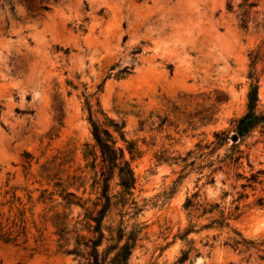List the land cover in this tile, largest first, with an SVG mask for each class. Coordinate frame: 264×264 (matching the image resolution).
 <instances>
[{
    "label": "rangeland",
    "instance_id": "obj_1",
    "mask_svg": "<svg viewBox=\"0 0 264 264\" xmlns=\"http://www.w3.org/2000/svg\"><path fill=\"white\" fill-rule=\"evenodd\" d=\"M253 1L259 6L247 29L236 6L241 0H58L43 12L21 0H12L13 10L0 2V184L10 179L34 191L36 200L44 189L53 193L36 204L41 233L32 230L28 247L0 240V264H88L65 251L73 240L61 246L57 222L64 218L72 230L86 215L79 205L67 206L61 191L88 201L87 206L99 195L101 153L83 94L95 93L100 84L102 91L91 96L94 109L124 123L126 139L142 150L132 167L144 229L129 264L176 262L185 248L176 235L189 223L183 203L196 186L203 206L192 212L194 221L207 222L201 216L206 205L217 203L214 214L228 215L240 204L234 228L246 238L264 239V205L254 204L264 196V183L248 187V198L239 203L242 180L234 167L217 171L215 182L206 184L200 172L208 169H197L202 162L184 170L191 159L183 160L198 145L215 140L216 132H231L233 121L248 111L254 84L257 109L264 111V0ZM230 2L234 10L228 9ZM136 48L142 52L133 56ZM130 64L131 73L117 77ZM56 97L64 102L62 121L56 119ZM97 118L104 121L101 113ZM118 145L126 143L118 137ZM241 149L254 170L264 169V124ZM249 170L244 161L240 171ZM189 172L167 200L163 194ZM110 187L113 194L120 190L116 177ZM120 219L113 210L106 225ZM132 222L127 216L126 223ZM230 235L227 227L192 234L202 255L184 264H264L255 249L226 245ZM208 240L211 246H204Z\"/></svg>",
    "mask_w": 264,
    "mask_h": 264
},
{
    "label": "trees",
    "instance_id": "obj_2",
    "mask_svg": "<svg viewBox=\"0 0 264 264\" xmlns=\"http://www.w3.org/2000/svg\"><path fill=\"white\" fill-rule=\"evenodd\" d=\"M30 10L43 12L51 9V3L58 0H21ZM141 1V0H138ZM2 6L8 3L13 10L14 5L12 0H0ZM240 13V25L243 29L248 28L249 15L253 8L259 6L257 1L241 0L236 5ZM228 9L234 10V2L228 3ZM105 17L104 10L101 13ZM141 48L133 50V56L140 54ZM136 61L133 57L132 63ZM112 67L111 69H113ZM168 68L173 71V65L169 64ZM133 70V65L124 66L119 70L117 77H123ZM102 91V84L93 94H83L84 105L88 111V118L92 126V133L100 150L101 169L99 181V195L92 206H87L88 201L76 196L72 192L61 191L67 206L79 205L85 208L86 215L82 220H78L72 230H68V224L64 218L57 222L59 240L63 241L61 246L69 245L70 241H74L72 248H67L65 251L75 254L81 258H86L88 264H129L132 250L139 239L144 223L140 221L138 215L142 211L139 206L136 196V175L132 167V160L142 155V150L137 143L126 139L124 123L109 118L104 112L94 109V104L91 96ZM259 102L258 85L251 86L248 93V111L241 117L233 121L231 132L220 131L215 133V140L209 144L198 145V151H190L184 157V161L191 159L187 163L184 170L188 166H195L197 161L202 163L197 169H208V173H200L205 177L208 183H214L215 177L212 176L224 167H234L235 176L238 180H242V192L235 201L241 202L248 198L249 193L244 192L248 187L255 190L258 185L264 183V169L254 170L248 160V155L241 149V143L250 136V134L260 125L264 124V111L257 109ZM96 105L99 106L97 98ZM2 107L0 106V110ZM54 110L56 111V119L62 121L64 118V102L59 97L55 98ZM101 113L104 121L97 118V114ZM113 129V131L111 130ZM119 139L126 143L125 147L118 145ZM236 137V139H235ZM225 147V148H224ZM223 152H221V150ZM126 151L130 158H127ZM29 159V154L26 155ZM244 161H247L250 172L245 173L240 171L244 166ZM191 172L180 175L169 191L163 194L166 199L172 198L177 193V187ZM113 177L118 179L120 190L115 194L111 193L110 181ZM201 178H199L200 180ZM198 189L188 193L183 203V208L187 212L188 226L176 235V239H180L185 243V248L181 250V254L174 264H184L186 261L194 260L199 255H202L200 249L195 247V239L192 234H199L205 229H221L227 227L233 231V235L227 237L225 244L244 252L252 249L256 250L257 257L264 261V239L246 238L232 225V221L241 216V205L238 204L232 212L225 215L222 211H218L217 203L206 205L203 208L202 217H205L207 222L200 224L194 221L191 217L193 211L203 206L200 200V190ZM53 193H48L46 189L41 191V195L36 200L34 191L27 190L17 184H11L8 179L4 184H0V240L5 243H11L18 246H29L35 229L39 233L36 220L34 219V210L38 202H45L52 197ZM257 206L264 205V196L259 197L255 203ZM116 210L121 217L116 224L106 225L109 220L110 213ZM134 219L131 224L126 223V217ZM87 231V234L84 233ZM216 238V237H215ZM214 239V237L212 238ZM39 239H35L37 243ZM210 240L205 242L204 246H211ZM36 250V246L32 248Z\"/></svg>",
    "mask_w": 264,
    "mask_h": 264
},
{
    "label": "water",
    "instance_id": "obj_3",
    "mask_svg": "<svg viewBox=\"0 0 264 264\" xmlns=\"http://www.w3.org/2000/svg\"><path fill=\"white\" fill-rule=\"evenodd\" d=\"M235 139H236V137H235Z\"/></svg>",
    "mask_w": 264,
    "mask_h": 264
}]
</instances>
